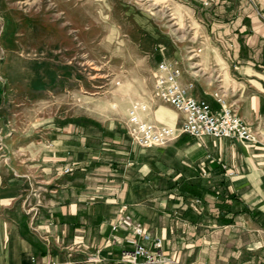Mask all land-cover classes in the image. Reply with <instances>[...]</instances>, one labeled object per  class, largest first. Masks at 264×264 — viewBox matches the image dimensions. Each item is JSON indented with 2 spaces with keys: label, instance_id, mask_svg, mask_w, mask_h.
Returning <instances> with one entry per match:
<instances>
[{
  "label": "crops",
  "instance_id": "1",
  "mask_svg": "<svg viewBox=\"0 0 264 264\" xmlns=\"http://www.w3.org/2000/svg\"><path fill=\"white\" fill-rule=\"evenodd\" d=\"M199 2L206 65L200 78L185 67L182 81L215 110L232 107L253 139L181 132L138 146L71 124L48 153L57 162H43L40 193L0 167V264H132L121 256L131 230L113 227L123 204L144 225L139 241L162 240L160 264H264V0Z\"/></svg>",
  "mask_w": 264,
  "mask_h": 264
},
{
  "label": "rangeland",
  "instance_id": "2",
  "mask_svg": "<svg viewBox=\"0 0 264 264\" xmlns=\"http://www.w3.org/2000/svg\"><path fill=\"white\" fill-rule=\"evenodd\" d=\"M201 6L199 0H0L2 171H17L40 193L51 173L43 162H57L60 154L48 153L71 124L134 141L128 116L135 103L141 118L172 125L159 117L164 109L179 127L177 109L155 94L153 70L166 58L183 75L187 67L202 77Z\"/></svg>",
  "mask_w": 264,
  "mask_h": 264
},
{
  "label": "built area",
  "instance_id": "3",
  "mask_svg": "<svg viewBox=\"0 0 264 264\" xmlns=\"http://www.w3.org/2000/svg\"><path fill=\"white\" fill-rule=\"evenodd\" d=\"M183 70L180 65L166 58L159 60L154 66V91L165 102L173 105L182 113L179 127L157 124L141 118V105L135 103L130 107L128 116V132L133 140L143 146L165 144L177 136V130L196 137L211 135L213 137H236L241 141H251L253 135L248 123L236 111L222 104L220 110H215L212 104L203 97H197L191 92L193 82L182 81ZM70 167L65 168V172ZM114 228L131 230L127 238L131 247L123 248L121 256L132 264H160L163 259L162 240L155 242L156 248L151 249L138 236L144 233V225L136 220L129 211L127 204H123ZM166 264H185L170 259Z\"/></svg>",
  "mask_w": 264,
  "mask_h": 264
},
{
  "label": "bare ground",
  "instance_id": "4",
  "mask_svg": "<svg viewBox=\"0 0 264 264\" xmlns=\"http://www.w3.org/2000/svg\"><path fill=\"white\" fill-rule=\"evenodd\" d=\"M166 114H167V115H170L171 113H168V112L163 111V112L161 113V115L163 116L162 118H164Z\"/></svg>",
  "mask_w": 264,
  "mask_h": 264
}]
</instances>
